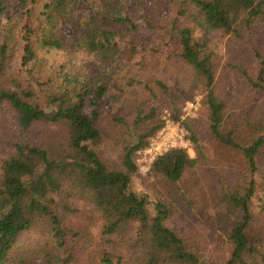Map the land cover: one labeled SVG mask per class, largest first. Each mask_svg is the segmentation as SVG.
I'll list each match as a JSON object with an SVG mask.
<instances>
[{"label": "trees", "instance_id": "obj_1", "mask_svg": "<svg viewBox=\"0 0 264 264\" xmlns=\"http://www.w3.org/2000/svg\"><path fill=\"white\" fill-rule=\"evenodd\" d=\"M0 79V264H215L178 223L193 210L184 180L197 157H159L152 200L131 190L158 107L179 119L199 94L202 124L184 122L196 155L198 128L246 183L220 175L205 199L231 249L225 264H264V236L249 233L264 0H0Z\"/></svg>", "mask_w": 264, "mask_h": 264}, {"label": "rangeland", "instance_id": "obj_2", "mask_svg": "<svg viewBox=\"0 0 264 264\" xmlns=\"http://www.w3.org/2000/svg\"><path fill=\"white\" fill-rule=\"evenodd\" d=\"M11 9H13V6H11ZM60 59L61 57L56 55L49 56L47 64L54 67ZM11 67L12 69L17 68V61ZM5 84L6 80L0 79V87H4ZM187 102H197L196 115L186 118L189 123L192 124L195 121L196 125L200 126L202 124L203 94L196 95L193 100ZM169 108L167 106H159L158 118L162 110ZM197 135L199 143L203 147V153L196 155V144L194 142L186 150L191 158H198V163L194 172L189 173L184 180V187L193 200V210L188 214H182V219L178 223L186 231L193 244L201 246L204 253L212 255L215 264H225L230 257L231 249L215 231L212 212L206 206L205 199L215 195L218 191L220 175H223L224 178L233 184L246 185V183H244L245 179L240 178L242 169H240L238 160L230 158L226 152L211 143L198 128ZM255 180L258 186L257 193L250 206L252 222L249 233L252 236H264V156L258 159V170ZM158 187L160 186L156 185L152 178L139 174L133 179L131 184V190L134 193L137 195L148 194L150 200L153 199L155 188L158 189ZM148 210L150 215L154 214L152 204L148 206ZM30 238L31 241L29 243L35 245L37 243L36 237L31 236ZM33 264H42V262L39 258H36Z\"/></svg>", "mask_w": 264, "mask_h": 264}, {"label": "built area", "instance_id": "obj_3", "mask_svg": "<svg viewBox=\"0 0 264 264\" xmlns=\"http://www.w3.org/2000/svg\"><path fill=\"white\" fill-rule=\"evenodd\" d=\"M197 109V102L185 103L179 119H174L167 109L161 111L162 127L145 147L135 152L133 161L139 175L147 176L153 163L169 151L176 148L187 150L191 146L190 132L184 122L186 117H194Z\"/></svg>", "mask_w": 264, "mask_h": 264}]
</instances>
